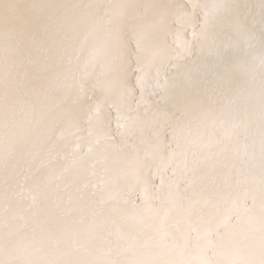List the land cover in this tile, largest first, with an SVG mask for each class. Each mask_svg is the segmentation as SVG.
I'll return each mask as SVG.
<instances>
[{"label": "snow or ice", "instance_id": "snow-or-ice-1", "mask_svg": "<svg viewBox=\"0 0 264 264\" xmlns=\"http://www.w3.org/2000/svg\"><path fill=\"white\" fill-rule=\"evenodd\" d=\"M233 7L75 0L4 31L0 264H172L190 241L264 264V41ZM197 49L213 84L177 101Z\"/></svg>", "mask_w": 264, "mask_h": 264}, {"label": "rangeland", "instance_id": "rangeland-1", "mask_svg": "<svg viewBox=\"0 0 264 264\" xmlns=\"http://www.w3.org/2000/svg\"><path fill=\"white\" fill-rule=\"evenodd\" d=\"M40 1V2H39ZM45 1V2H44ZM72 1V2H71ZM177 1L178 0H175V2H176V4H179V2L181 3L182 2V0L181 1H178V3H177ZM237 2L236 3H238L239 2V4H241V3H243V7L244 6H246L247 5V7L249 6V8H248V10H249V12H247L248 10H246L245 8H247V7H242V9H241V11H243L244 12V14L242 13V12H239L238 13V15H237V17L239 16H241V19H243V20H241V21H243V22H245V20H246V18L248 19V16L249 15H247L246 16V18L244 19V18H242V17H245L244 15H245V13L247 12V13H250V18H249V20H246V22L245 23H243V25L245 26V29L248 31V32H252L251 34L255 37V40H256V44H258L257 45V47H259L261 44H259V41L261 40V41H264V20H262V19H264V15H263V13H264V11H262L261 10V2H262V0H236ZM243 1V2H242ZM261 1V2H260ZM73 2H75V0H0V24H1V26H0V35L3 37V34H4V29L6 30V29H20V28H27L28 29V32H29V35H31V33H33V32H36V31H38L39 30V28H40V26L44 23V21L47 19V16H48V13H49V11L52 9V10H54V9H58L59 8V6H61V5H66V4H71V3H73ZM158 2L159 3H163V4H167V3H169V0H158ZM173 2H174V0H173ZM244 4H246V5H244ZM47 5H49V6H47ZM242 5V4H241ZM41 6V7H40ZM39 7V8H38ZM251 8V9H250ZM8 9V10H7ZM41 9L43 10V11H41ZM254 10V11H253ZM32 11V12H31ZM251 11V12H250ZM258 11H260V12H258ZM41 12V13H40ZM33 13V14H32ZM246 13V14H247ZM252 13H254V14H252ZM259 13V14H258ZM241 14V15H240ZM243 14V15H242ZM257 14V15H256ZM260 14H261V16H260ZM11 15V16H10ZM40 15V16H39ZM252 15V16H251ZM255 15V16H254ZM259 15V16H258ZM39 16V18H41V19H37V17ZM13 17V18H12ZM43 17V18H42ZM238 17V18H239ZM251 17H253V18H251ZM263 17V18H262ZM254 18L256 19L255 21H254ZM262 18V19H261ZM240 19V18H239ZM258 19V20H257ZM260 19H261V21H260ZM23 20V21H22ZM32 20V21H31ZM223 20V21H222ZM229 20V19H228ZM227 20V21H228ZM251 20L252 21H254L253 22V24H252V22H251ZM227 21H225L224 19H221L219 22H217V25L218 24H220L219 26H221L220 28L216 25L215 27L217 28V31H216V28H215V31L219 34V36H218V34L215 32V34L218 36V38L220 37V35L221 34H225V35H230V32H228L229 30H228V27H227V24H229V23H231V22H229V23H227ZM230 21H231V18H230ZM248 21H250L249 23L250 24H247L248 23ZM257 21H258V23H259V26L257 25ZM263 21V22H262ZM222 23H224V25H222ZM262 23H263V25H262ZM21 24V25H20ZM262 26H261V25ZM13 25V26H12ZM27 25H29V27L27 26ZM31 25V26H30ZM250 25V26H249ZM252 25H254V29H252ZM7 26V27H6ZM12 26V27H11ZM223 26V27H222ZM226 26V27H225ZM256 26V27H255ZM261 26V27H260ZM4 27V28H3ZM250 27V28H249ZM224 28H225V30H224ZM30 29V30H29ZM218 29H220L219 31H218ZM257 29V30H256ZM259 29H260V31H259ZM228 30V31H227ZM256 32H255V31ZM32 31V32H31ZM225 31V32H224ZM258 31V32H257ZM2 32V33H1ZM220 32V33H219ZM263 32V33H262ZM0 36V37H1ZM258 36V37H257ZM223 37H225L224 35H223ZM222 37V35H221V38H223ZM258 38V39H257ZM263 39V40H262ZM257 41H258V43H257ZM260 41V42H261ZM0 43H2V38H0ZM197 51V52H196ZM195 52L197 53H195V55L190 59V61L188 60L186 63H185V65H186V67H185V65H183L182 67H183V69L181 68L180 70H179V72H189L190 71V73H192V78H193V75H194V78H193V81L195 82H193V86H191L190 88H188L189 86L188 85H186V84H184V82H183V80L179 77L180 75H179V72H177V73H175L176 74V77L178 78L177 79V84H178V87H177V89H176V92H175V97H180V98H178V100L179 99H181V97L182 98H185V97H187V98H191V96H193V95H195L196 94V96H193V98H191V99H194V97H195V99L196 98H201V96H200V93L202 94V93H204L203 92V90L204 91H206L207 89H209V88H211L210 86H212V84H213V76H214V73L218 70L217 69V67L213 64V62L212 61H209L206 57H204V58H206V60L203 58V56L201 55L200 57H199V53L200 52H198V49L197 50H195ZM198 55V56H197ZM199 57V58H198ZM204 59V60H203ZM196 60V61H195ZM202 60H203V62H202ZM206 61H207V63H206ZM200 62H201V64H200ZM189 63H190V66H191V68L190 67H188L189 66ZM206 63V64H205ZM210 63V64H209ZM193 64H194V66L196 67H194L193 66ZM201 66H200V65ZM205 64V65H204ZM210 67H209V66ZM214 65V66H213ZM199 66V68H197ZM203 66H204V68H203ZM207 66L209 67V68H207ZM184 68H185V70H184ZM190 69V70H188V69ZM187 69V70H186ZM194 69V70H193ZM198 71H197V70ZM200 69H201V72H200ZM209 69V70H208ZM213 71H212V70ZM212 72H211V71ZM216 70V71H215ZM197 71V72H196ZM204 71V72H203ZM194 72V73H193ZM195 72H196V74H195ZM199 72V73H198ZM208 73V74H207ZM177 74H178V76H177ZM203 74V75H202ZM208 76H207V75ZM198 75V78L196 77ZM203 76V78H202V76ZM206 75V76H205ZM213 75V76H212ZM212 76V77H211ZM180 78V79H179ZM205 78V79H204ZM200 79V80H199ZM210 82V83H208V81ZM211 79V80H210ZM201 80H203V82H204V84H203V82L201 81ZM180 81V82H179ZM182 81V82H181ZM180 84H179V83ZM212 83V84H211ZM209 84H211V85H209ZM180 85V86H179ZM186 86H187V88H186ZM199 86V87H198ZM1 88H2V85L0 86ZM183 90V91H180L181 89ZM203 87V88H202ZM206 87V88H205ZM0 88V91H2V89ZM193 88L196 90H193ZM202 89V91H201V89ZM186 89V90H185ZM200 89V90H199ZM199 92H198V91ZM180 91V92H179ZM189 91H190V94H189ZM201 91V92H200ZM197 92V93H196ZM180 93H182V94H180ZM199 93V94H198ZM187 94V95H186ZM199 95V96H198ZM203 95V94H202ZM203 98V97H202Z\"/></svg>", "mask_w": 264, "mask_h": 264}, {"label": "clouds", "instance_id": "clouds-1", "mask_svg": "<svg viewBox=\"0 0 264 264\" xmlns=\"http://www.w3.org/2000/svg\"><path fill=\"white\" fill-rule=\"evenodd\" d=\"M233 3L235 7L232 8V16L236 17L237 13L241 12L242 5L236 3V0H233ZM207 256L210 259L211 264H215V258L213 257L211 251L207 253ZM169 259L171 260L172 264H199L197 245L195 241L189 242L188 247L182 256L173 254L171 257H169Z\"/></svg>", "mask_w": 264, "mask_h": 264}, {"label": "bare ground", "instance_id": "bare-ground-1", "mask_svg": "<svg viewBox=\"0 0 264 264\" xmlns=\"http://www.w3.org/2000/svg\"><path fill=\"white\" fill-rule=\"evenodd\" d=\"M13 1H14V0H13ZM48 1H49V0H48ZM178 1H181V0H178ZM178 1H177V3H178ZM39 2H40V1H39ZM44 2H45V1H44ZM71 2H72V1H71ZM236 2H237V1H236ZM242 2H243V1H242ZM260 2H261V1H260ZM174 3H176L175 0H174ZM179 3H180V2H179ZM238 3H239V2H238ZM241 4H242V7H243V3H241ZM244 5H246V4H244ZM47 6H49V5H47ZM40 7H41V6H40ZM49 7H50V6H49ZM244 7H247V5L244 6ZM244 7H243V8H244ZM38 8H39V7H38ZM248 8H249V6H248L247 8H245V9L248 10ZM250 9H251V8H250ZM7 10H8V9H7ZM51 10H52V9H51ZM54 10H55V9H54ZM242 10H243V9H242ZM253 11H254V10H253ZM31 12H32V11H31ZM241 12L244 14L243 11H241ZM247 12H249V10H248ZM247 12H246V13H247ZM250 12H251V11H250ZM258 12H260V11H258ZM40 13H41V12H40ZM246 13H245V15H244L245 17H242V18L245 19L247 15L250 16V13H247V14H246ZM32 14H33V13H32ZM243 14H242V15H243ZM252 14H254V13H252ZM258 14H259V13H258ZM237 15H238V13H237ZM240 15H241V14H240ZM256 15H257V14H256ZM263 15H264V13H263ZM10 16H11V15H10ZM39 16H40V15H39ZM39 16H38V17H39ZM249 16H248V19L246 18V20H249V18H250ZM251 16H252V15H251ZM254 16H255V15H254ZM258 16H259V15H258ZM260 16H261V14H260ZM47 17H48V16H47ZM236 17H237V16H236ZM238 17H239V16H238ZM12 18H13V17H12ZM42 18H43V17H42ZM239 18H240V20H243V19H241V16H240ZM251 18H253V17H251ZM262 18H263V17H262ZM262 18H261V19H262ZM39 19H41V18H39ZM261 19H260V21H261ZM246 20H245V22H246ZM255 20H256V19L254 18V21H255ZM257 20H258V19H257ZM262 20H264V19H262ZM22 21H23V20H22ZM31 21H32V20H31ZM222 21H223V20H222ZM225 21H227V20H225ZM243 21H244V20H243ZM243 21H241V22H243ZM254 21L251 20L252 24H253ZM218 22H219V21H218ZM229 22H231L230 19L227 21V23H229ZM245 22H243V23H245ZM249 22H250V21H248L247 24H250ZM255 22H256V21H255ZM262 22H263V21H262ZM220 24H221V23H220ZM220 24H218V25L216 24V25L220 28V27H221V26H219ZM20 25H21V24H20ZM222 25H224V23H222ZM227 25H228V24H227ZM244 25H245V24H244ZM257 25L259 26L258 21H257ZM260 25H261V24H260ZM262 25H263V23H262ZM262 25H261V26H262ZM0 26H1V24H0ZM12 26H13V25H12ZM12 26H11V27H12ZM27 26L29 27V25H27ZM30 26H31V25H30ZM249 26H250V25H249ZM252 26H253L252 29H254V25H252ZM261 26H260V27H261ZM6 27H7V26H6ZM222 27H223V26H222ZM225 27H226V26H225ZM244 27H245V26H244ZM255 27H256V26H255ZM3 28H4V27H3ZM215 28H216V27H215ZM249 28H250V27H249ZM246 29H247V28H246ZM10 30H11V29H10ZM29 30H30V29H29ZM219 30H220V29H218V31H219ZM224 30H225V28H224ZM247 30H248V29H247ZM256 30H257V29H256ZM4 31H5V29H4ZM216 31H217V28H216ZM216 31H215V32H216ZM227 31H228V30H227ZM254 31H255V30H254ZM259 31H260V29H259ZM29 32H30V31H29ZM31 32H32V31H31ZM224 32H225V31H224ZM228 32H229V31H228ZM252 32H253V31H252ZM252 32H251V33H252ZM255 32H256V31H255ZM257 32H258V31H257ZM1 33H2V32H1ZM216 33H217V32H216ZM219 33H220V32H219ZM249 33H250V32H249ZM251 33H250V34H251ZM262 33H263V32H262ZM217 34H218V33H217ZM225 34H226V33H225ZM225 34H221L222 37H223V35H224V36H227V35H225ZM221 35H220L219 38H221ZM0 36H1V35H0ZM218 36H219V34H218ZM257 37H258V36H257ZM0 38H2V36H1ZM257 39H258V38H257ZM262 40H263V39H262ZM260 41H261V40H260ZM260 41H259V44H261V42H262V41H261V42H260ZM257 43H258V41H257ZM257 45H258V44H257ZM196 52H197V51H196ZM196 52H195V53H196ZM198 52H199V50H198ZM196 54H197V53H196ZM194 55H195V54H194ZM197 56H198V55H197ZM200 56H201V55H200V53H199V57H200ZM199 57H198V58H199ZM203 58H204V56H203ZM204 59L206 60V58H204ZM204 59H203V60H204ZM203 60H202V62H203ZM189 61H190V59H189ZM191 61H192V60H191ZM191 61H190V62H191ZM195 61H196V60H195ZM206 63H207V61H206ZM206 63H205V64H206ZM200 64H201V62H200ZM200 64H199V65H200ZM205 64H204V65H205ZM209 64H210V63H209ZM184 65H185V64H184ZM193 66H194V64H193ZM200 66H201V65H200ZM208 66H209V65H208ZM208 66H207V68L210 67V66H209V67H208ZM213 66H214V65H213ZM185 67H186V65H185ZM188 67L191 68L190 63H189V66H188ZM194 67H195V66H194ZM195 68H196V67H195ZM197 68H199V66H198ZM203 68H204V66H203ZM182 69H183V67H182ZM187 69H188V68H187ZM187 69H186V70H187ZM184 70H185V68H184ZM188 70H190V69H188ZM193 70H194V69H193ZM196 70H197V69H196ZM208 70H209V69H208ZM211 70H212V69H211ZM211 70H210V71H211ZM197 71H198V70H197ZM197 71H196V72H197ZM212 71H213V70H212ZM212 71H211V72H212ZM215 71H216V70H215ZM184 72H185V71H184ZM187 72H188V71H187ZM189 72H190V71H189ZM196 72H195V74H196ZM200 72H201V69H200ZM203 72H204V71H203ZM193 73H194V72H193ZM198 73H199V72H198ZM191 74H192V73H191ZM207 74H208V73H207ZM207 74H206V75H207ZM174 75H176V74H174ZM202 75H203V74H202ZM202 75H201V76H202ZM206 75H205V76H206ZM177 76H178V74H177ZM207 76H208V75H207ZM212 76H213V75H212ZM212 76H211V77H212ZM179 77H180V76H179ZM196 77L198 78V75H197ZM193 78H194V75H193ZM202 78H203V76H202ZM177 79H178V78H177ZM179 79H180V78H179ZM204 79H205V78H204ZM199 80H200V79H199ZM206 80H207V79H206ZM208 80H209V79H208ZM208 80H207V81H208ZM210 80H211V79H210ZM201 81L203 82V80H201ZM179 82H180V81H179ZM179 82H178V83H179ZM181 82H182V81H181ZM193 82H194V81H193ZM194 83H195V82H194ZM208 83H210V82L208 81ZM179 84H180V83H179ZM184 84H185V83H184ZM203 84H204V82H203ZM211 84H212V83H211ZM211 84H209V85H211ZM193 85H194V84H193ZM193 85H192V86H193ZM0 86H1V85H0ZM179 86H180V85H179ZM198 87H199V86H198ZM210 87H211V86H210ZM0 88H1V87H0ZM179 88H180V87H179ZM186 88H187V86H186ZM188 88H190V87H188ZM188 88H187V89H188ZM191 88H192V87H191ZM202 88H203V87H202ZM205 88H206V87H205ZM1 89H2V88H1ZM180 89H181V88H180ZM200 89H201V88H200ZM200 89H199V90H200ZM183 90H184V89H183ZM183 90L181 89L180 91H183ZM185 90H186V89H185ZM193 90H195V89L193 88ZM207 90H208V89H207ZM180 91H179V92H180ZM195 91H196V90H195ZM197 91H198V90H197ZM201 91H202V89H201ZM201 91H200V92H201ZM198 92H199V91H198ZM203 92H205V91L203 90ZM196 93H197V92H196ZM180 94H182V93H180ZM189 94H190V91H189ZM198 94H199V93H198ZM202 94H203V93H202ZM202 94L200 93L201 98L203 97ZM186 95H187V94H186ZM190 95H191V94H190ZM193 96H196V94L193 95ZM193 96H191V98H193ZM198 96H199V95H198ZM178 98H180V97H176L177 101L184 99V98L181 97V99L178 100ZM194 99H195V97H194ZM196 99H197V98H196Z\"/></svg>", "mask_w": 264, "mask_h": 264}]
</instances>
